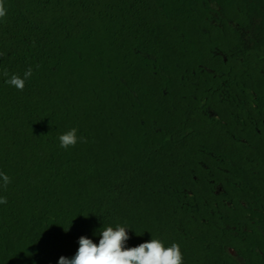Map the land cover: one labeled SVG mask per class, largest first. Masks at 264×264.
Masks as SVG:
<instances>
[{"label":"trees","instance_id":"1","mask_svg":"<svg viewBox=\"0 0 264 264\" xmlns=\"http://www.w3.org/2000/svg\"><path fill=\"white\" fill-rule=\"evenodd\" d=\"M0 264H264V0H0Z\"/></svg>","mask_w":264,"mask_h":264}]
</instances>
